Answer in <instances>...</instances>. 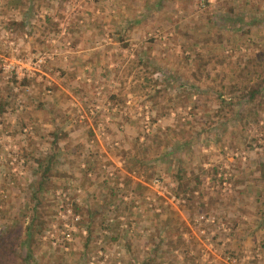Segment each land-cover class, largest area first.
<instances>
[{
	"label": "rangeland",
	"instance_id": "obj_1",
	"mask_svg": "<svg viewBox=\"0 0 264 264\" xmlns=\"http://www.w3.org/2000/svg\"><path fill=\"white\" fill-rule=\"evenodd\" d=\"M14 59L33 66L4 68ZM257 59L264 0H0V228L14 216L0 237L13 264L57 133V175L38 195L47 224L25 264H264V90L233 105L255 123L216 113ZM74 216L67 251L43 240Z\"/></svg>",
	"mask_w": 264,
	"mask_h": 264
},
{
	"label": "trees",
	"instance_id": "obj_2",
	"mask_svg": "<svg viewBox=\"0 0 264 264\" xmlns=\"http://www.w3.org/2000/svg\"><path fill=\"white\" fill-rule=\"evenodd\" d=\"M264 63H262L261 59L257 60H247L244 66L240 69L238 76L242 77L243 73H251L256 72L257 77L252 80L251 78L246 80V83H236L233 82L228 85L224 92H218V96L226 95L228 97L227 100H221L220 106H218L216 113L219 118L225 117L228 120H235L238 118L243 125H246L248 122H254L256 120V114L254 113L253 116H250V120L247 122L248 112L251 109L243 108L237 114H233L234 110V103L240 104L241 101H247L246 104H249L254 101L256 95L261 91L264 90ZM251 81V82H250ZM241 82V81H240ZM245 104V105H246ZM5 102L0 99V115L4 113ZM243 121V122H242ZM64 134L57 133L55 138L51 144V150L45 156H42L37 159L35 171H33L34 186L30 188V196L31 199L34 200L33 206L31 207V214L28 217V220L25 223L24 227V239L22 246L25 245L26 252L25 257L21 258L20 261L22 264H25L27 261L26 259L31 256L29 253V245L35 240L37 235H39L42 230L46 226V222L44 220H40L36 217L37 215V208L39 205V197L38 195L44 190L45 186L48 184V181L51 177L57 175V170L55 169V162H56V150L58 149V142L59 139L64 137ZM176 179L178 181L181 180V176L176 175ZM264 181V164L261 163L258 167V179L256 180L257 185ZM192 188H195L192 187ZM14 220V216L11 220H9L8 224H1L0 228V236L3 234L6 235V232L9 229L11 222ZM5 237V236H4ZM4 237H0V264H13L14 257H10L7 255L8 247L6 245V241L3 240ZM21 245V244H20ZM19 245V246H20ZM13 244H10L12 248ZM14 253V252H13ZM11 254L14 255V254Z\"/></svg>",
	"mask_w": 264,
	"mask_h": 264
},
{
	"label": "built area",
	"instance_id": "obj_3",
	"mask_svg": "<svg viewBox=\"0 0 264 264\" xmlns=\"http://www.w3.org/2000/svg\"><path fill=\"white\" fill-rule=\"evenodd\" d=\"M39 63L41 62V60H37ZM30 65V67H32L33 65H31V63H24L21 61V59H14L12 64H7L4 68L7 69H15L16 68H22L25 65ZM64 219V216H63ZM78 221V217L74 216L72 218V222L70 224H67L66 222L63 223V228L60 229L58 231V234H54L50 231L47 232V236L45 235L43 237V240L46 239L47 237H49V241L50 244L53 247H56L57 245L59 247H61L64 251L68 250V244L72 243L73 238H72V233L75 231V226H74V222ZM55 229V228H53Z\"/></svg>",
	"mask_w": 264,
	"mask_h": 264
},
{
	"label": "crops",
	"instance_id": "obj_4",
	"mask_svg": "<svg viewBox=\"0 0 264 264\" xmlns=\"http://www.w3.org/2000/svg\"><path fill=\"white\" fill-rule=\"evenodd\" d=\"M7 36H8V34H7Z\"/></svg>",
	"mask_w": 264,
	"mask_h": 264
}]
</instances>
